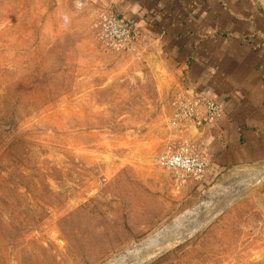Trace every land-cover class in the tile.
Returning a JSON list of instances; mask_svg holds the SVG:
<instances>
[{
  "label": "rangeland",
  "instance_id": "obj_1",
  "mask_svg": "<svg viewBox=\"0 0 264 264\" xmlns=\"http://www.w3.org/2000/svg\"><path fill=\"white\" fill-rule=\"evenodd\" d=\"M57 1L0 0V264H264V168L173 189L167 120L145 118L167 108L99 88L117 78Z\"/></svg>",
  "mask_w": 264,
  "mask_h": 264
},
{
  "label": "crops",
  "instance_id": "obj_2",
  "mask_svg": "<svg viewBox=\"0 0 264 264\" xmlns=\"http://www.w3.org/2000/svg\"><path fill=\"white\" fill-rule=\"evenodd\" d=\"M80 1L83 6L79 9L76 3ZM57 2L71 6L87 23L90 52L84 55L85 63L102 67L117 78L103 81L99 88L116 84L130 92L125 98L135 101H140L145 88L155 90L156 103L167 108L166 114L153 110L145 118L167 120L165 142L185 139L204 159L206 171L199 182L173 179L172 173L161 169L173 189L194 196L226 171L264 168V1ZM103 9L137 26L138 43L133 52L99 48L92 26ZM198 97L217 102L221 116L198 126L171 128L169 122L179 101ZM132 164L156 170L151 160Z\"/></svg>",
  "mask_w": 264,
  "mask_h": 264
},
{
  "label": "built area",
  "instance_id": "obj_3",
  "mask_svg": "<svg viewBox=\"0 0 264 264\" xmlns=\"http://www.w3.org/2000/svg\"><path fill=\"white\" fill-rule=\"evenodd\" d=\"M82 6L81 1L76 3L77 8ZM92 27L94 39L103 51L133 52L138 43L137 26L109 9L97 13ZM201 108L203 114L200 113ZM220 116V106L211 99L198 97L180 100L169 125L173 129L185 125L198 126L213 122ZM156 162L159 168L172 173L176 180L199 182L206 171L204 159L185 139H177L166 145Z\"/></svg>",
  "mask_w": 264,
  "mask_h": 264
},
{
  "label": "water",
  "instance_id": "obj_4",
  "mask_svg": "<svg viewBox=\"0 0 264 264\" xmlns=\"http://www.w3.org/2000/svg\"><path fill=\"white\" fill-rule=\"evenodd\" d=\"M263 1V0H262ZM155 240V236L151 237L148 241H146L144 244L148 245L150 244L151 242H153ZM143 244L139 246V249H142L143 248Z\"/></svg>",
  "mask_w": 264,
  "mask_h": 264
}]
</instances>
